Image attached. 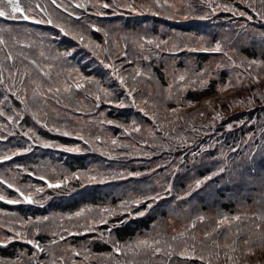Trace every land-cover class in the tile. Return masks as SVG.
Instances as JSON below:
<instances>
[{"label": "snow or ice", "instance_id": "snow-or-ice-1", "mask_svg": "<svg viewBox=\"0 0 264 264\" xmlns=\"http://www.w3.org/2000/svg\"><path fill=\"white\" fill-rule=\"evenodd\" d=\"M238 4L243 5V9ZM50 5L40 3L39 0H0V18L16 22V26L0 25V87L5 93L3 100H0V117H4L12 125V128L7 129V136H0V140L15 136L14 129L24 120L25 115H30L34 124L47 132L79 143L49 140L39 135L34 127L29 128L21 131L20 135L31 143L26 147L4 152L0 155V163L31 153L37 147L69 154L99 153L108 160L139 156L150 158L155 155V152L143 151L145 147L169 152L188 148L195 158L199 153L191 147L192 144L197 135H208L215 130L217 122L225 119V104L229 110L236 107L251 108L257 99L264 104V88L260 87L264 82V59L241 56L235 46L241 31H246L249 27L248 24L239 23V18L246 21H253L255 18L264 22V0H199L202 8L193 0H147L144 3H137V0H50ZM89 8L93 10L90 13ZM77 9L81 11L77 12ZM105 9H111L112 15L117 16L123 15L121 9H125L128 13H147L177 22L189 19L209 20L224 12L235 18L233 23L237 28L226 31L218 39L215 36L209 39L205 35L184 33L169 35L167 38L147 33H114L84 16L88 13L104 17L108 15ZM21 22L50 26L57 29L59 35L34 31L22 26ZM90 32L101 33L103 42L93 39ZM61 36L76 41L104 67L111 68L112 76L124 89L127 99H112L115 95L113 89L104 87L94 76L84 75L77 67L67 66L70 64L68 58L73 57L77 51L75 47L65 51L57 49L53 54L51 42ZM260 37L264 40V33H260ZM129 45L136 55L129 56ZM181 52L218 54L219 58L214 56L215 62L199 67L194 64L195 57H188L183 69L173 67L171 73L166 71V76H171L166 87L160 84L150 68L145 71L139 63L127 74L120 71L124 63L133 64L138 59L148 61L152 56L161 58L162 53L175 58ZM114 56L124 58L120 65L115 64ZM237 69L242 71H234ZM225 71L230 75L226 82L216 84L219 96L205 100L203 108L190 114V118L185 117L182 114L185 108H195L198 101L185 100L184 93L189 89L203 91L209 88L213 81L220 80L221 73ZM145 81H154L158 100L150 101L141 96L138 102L134 94L139 91V84ZM230 90H244L246 95L243 98L225 96ZM78 93L92 98V107L95 109H99L102 104L113 105L118 109L131 107L152 123L146 126L135 119L129 124L100 119L85 121L80 127L71 126L61 119L68 115L66 112L62 113L61 108L81 112L79 105L84 101ZM9 94L23 105V108H16L9 103L7 108L11 109V114L5 107ZM148 95L151 96L152 92L149 91ZM73 101L78 105L75 108L72 106ZM169 101L174 102L175 107H164ZM99 115L103 117L104 113L100 112ZM75 119L79 121V117ZM93 123L119 128L122 130L121 135L132 137L134 143H125L119 136L94 133L91 128L86 130V126ZM225 127L231 131L232 124ZM5 129L6 125L0 124V132ZM103 131L101 127L100 132ZM259 131V144L255 143V134L251 133L248 140L243 142L246 152L240 144L229 149L230 153L244 152L242 157H229L222 151V164L215 167L209 175L196 179L194 187L190 185L189 190L177 199H186L192 191L201 188L215 176L228 174L230 178L233 175L243 177V172L238 170L252 163L256 155L253 147L264 155V127H260ZM197 148L203 151L202 145H197ZM15 167L18 169L15 175L8 179L0 176V185L11 189L15 196H9L0 190V202L41 208L55 197L71 195L78 187L104 185L145 175L140 171H127L126 165L122 166L125 170L116 171L98 167L72 171L49 163L37 165L35 171L21 165ZM150 171L155 172L156 168ZM21 173L42 183H20ZM260 182L264 185V176L260 177ZM172 190V184L168 183L163 193L134 195L129 192L115 206L84 204L75 211L51 212L26 218L13 211L0 210V229L4 230L0 232V249L8 248L14 241H20L32 249L30 254L25 250L19 251L15 258L0 257V264H264V207L254 212L239 211L233 215L217 213L215 217L198 213L180 230L173 225L171 233L168 227L172 224L171 218L168 221L158 220L151 225L150 230L138 232L126 240L115 237L114 229L148 215L150 210H154V204L165 199V193L171 194ZM261 203L264 204V200ZM141 205L144 207L141 208ZM114 217L120 219L114 220ZM206 221L209 222V227L205 228L198 239L195 231L197 224L204 225ZM102 225L108 227L102 230ZM42 232L53 238L47 243H41L37 237ZM90 233H95L91 240H87L79 248L65 244L62 246V254L57 255L56 246L61 241L67 240V237L87 236ZM94 240L109 245L111 251L93 252L91 244Z\"/></svg>", "mask_w": 264, "mask_h": 264}, {"label": "trees", "instance_id": "trees-1", "mask_svg": "<svg viewBox=\"0 0 264 264\" xmlns=\"http://www.w3.org/2000/svg\"><path fill=\"white\" fill-rule=\"evenodd\" d=\"M39 2L48 3L50 5V0H39ZM144 2H147V0H137V3ZM193 2L197 4L198 7L202 8V6L199 5V0H193ZM224 2H227V0H224ZM237 6L243 9V5L238 4ZM76 11L80 12L81 10L77 9ZM91 11L93 10L89 8V13ZM104 11L108 13V15L104 17H96L88 13H85L84 16L88 20L98 23L114 33L119 32L121 34L147 33L148 35L167 38L169 35L184 33L195 36L205 35L209 39L215 36L218 39L226 31L237 28V25L233 23L235 18H233L230 13L224 12L218 13L216 17L209 20L189 19L187 21L180 20L177 22L164 19L163 17H154L147 13H145V15H136L134 13H128L125 9H121L123 15L118 16L112 15L111 9H105ZM239 23L248 24L249 26L246 31H241L240 36L237 38L238 42L235 46L239 49L240 55L249 59H264V40L260 37V33H264V22L255 18L253 21H246L244 18H239ZM3 24L16 26V22L5 21L0 18V25ZM22 26L29 27L37 32L59 35L57 29H53L47 25H34V28H32L33 25L23 22ZM89 34L97 42H103V35L101 33L90 32ZM51 43L53 45V54L57 49L59 51H65L75 47L77 51L73 54V57L68 58L70 64L67 66L77 67L84 75L94 76L104 87L113 89L115 95L112 99H127L124 89L120 86L115 77L112 76V69L104 67V65L101 64L96 57L92 56L87 49L81 48L76 41L71 40L69 37L61 36L58 40L52 41ZM133 55L136 54L133 53L132 46L129 45V56ZM214 56L219 58L218 54H192L186 52H181L177 57L173 58L167 53H162L161 58L152 56L148 61L138 59L135 60L133 64L124 63L120 71L127 74V72L131 71L136 66V63H139L145 71H148L150 68L152 74L159 79L160 84L166 87L171 79V76L165 77L166 71L171 72L173 67L176 69H183L187 64L188 57H195L194 64L199 67H204L210 62H215ZM123 59L122 56L120 58L113 57V61L116 65H120ZM237 71L242 70L237 69ZM228 76L227 71L222 72L220 80L213 81L209 88L203 91H193L191 89L186 91L184 93V99L195 100L198 101V103L195 108H185L182 114L190 118V114L195 113L197 109L203 108V102L205 100L216 99L219 96V93L216 91V84L226 82ZM260 87L264 88V82L261 83ZM149 91L152 92L151 96L148 95ZM242 92L246 93L244 90H230L224 95H235L239 98H243L245 94H242ZM155 93L156 85L154 81H145V83L139 84V91L134 95L137 96L138 102L141 96L150 101L158 100L159 97H157ZM4 95L3 88L0 87V100H3ZM78 95L84 101L82 105H79L82 109L81 112L61 108L62 113L66 112L68 114L67 116H62L61 119L67 121L71 126L80 127L84 125L85 121H98L100 119H111L124 124H129L135 119L138 123H142L146 126L152 123L135 108L126 107L118 109L113 105L102 104L99 109H95L92 107L94 104L92 98L84 97L82 93H78ZM8 103H11L13 107L23 108L19 100L10 94L9 100L5 101L6 110L10 109L7 108ZM72 106L73 108L78 106L76 101L72 102ZM164 107H175V104L169 101ZM162 111L163 108H161V112ZM227 111H229V109L227 108V104H225V119L216 123L214 131L209 132L208 135H197L195 143L191 146L199 153L195 158L192 157L191 151L188 148L181 150L173 149L169 152L163 149L145 147L143 151L155 152V155H152L150 158L139 156L121 160H108L107 157H102L99 153L93 152L69 154L52 149L34 148L33 152L22 156H16L12 162L4 166L11 169L10 173L15 175L18 171L15 167L16 165L28 167L33 171L36 170L37 165L43 163H49L58 167H66L72 171L86 169L88 167H97V164L98 168L102 170L116 171L125 170L122 166L126 165L127 171H140L145 173V175L140 177H129L126 180L113 181L104 185H89L85 188L78 187L77 191L69 196L55 197L53 200L48 201L43 208L36 207L35 205L10 206L0 202V210L13 211L19 216L26 218L27 216L47 215L51 212L75 211L84 204H106L107 200L115 202L111 204L115 206L122 198L127 197L129 192H134L138 195L141 193H163L166 185L171 183L173 189L172 193H165L166 198L154 204V210H150L148 215L131 220L127 224H123L119 228L113 230L115 237L121 240L133 237L138 232L143 233L144 231L150 230L151 225L158 220L166 221L168 218H174V222L168 226L169 232L171 233V227L173 225L180 230L198 213L209 217H215L217 213L233 215L239 211H258L264 207V204L261 203L262 200H264V185L260 182V177L264 176V155H261L255 147H253V151L256 152V155L252 163L246 166V168L238 170L243 172V177L240 175H233L230 178L228 174L215 176L211 181L202 185L201 188L192 191V194L186 199H177L179 195H183L189 190L190 185L194 187L196 179L209 175L215 167L222 164V151L228 154L229 157L236 155L242 157L244 152H240L239 154L230 153L229 149L235 144H240L241 148L246 152L247 148L243 142L248 140L249 134L251 133L255 134V143H260L259 129L260 127H264V104L257 99L255 105L251 108L245 107L237 111L232 109L230 110L231 112ZM100 112L104 113L103 117L99 115ZM9 114H11V109ZM209 115H211V113H209ZM75 117H79V121H77ZM240 121L244 123L241 124L239 123ZM227 124H232L231 131H228L225 127ZM197 126H199L198 118ZM33 127L39 135L46 139L68 144L79 143L71 138L61 137L55 133L47 132L39 125H35L30 115H25L24 120L20 121V125L14 129L16 132L15 136L10 137L7 142L2 143L3 140H0V145H4V147L0 146V154L4 153V148L16 149L19 147H26L28 143H31L26 137L21 136L20 133L21 131H27L29 128ZM101 127L104 129L103 132H100ZM88 128H91L94 133L119 136L120 140L125 143H134L132 137L121 135V129L108 124L101 126L93 123L88 124L86 130ZM189 135L193 134L189 133ZM0 136H7V130L0 132ZM197 145H202L203 151L197 148ZM209 145H211V147H209ZM181 160H183V163H181ZM2 166L3 165H0V172ZM152 168H156V171L151 172L150 170ZM253 177H255V179H253ZM19 182L42 183L24 173L20 174ZM131 182L135 183L132 187L130 185ZM0 190H5V194L9 196H15V193L5 188L3 185H0ZM143 207L144 205H141V208ZM113 219L119 220L120 217H114ZM212 223H214V221H212ZM107 227V225H102L101 229L103 230ZM206 227H209L208 221H206L204 225L197 224V229L195 231L198 239ZM0 232H4V230L0 229ZM43 233L45 235V243L53 238L50 234ZM7 234L10 235V233ZM94 235L95 233H90L82 237H67V240L61 241L60 244L56 246L57 255L62 254L63 245L67 244L79 248L81 245L85 244L87 240H91ZM91 248L93 252L97 253L111 251L109 245L101 243L99 240H94L91 244ZM21 250L28 251L29 254L32 251L30 246L18 242L11 244L9 249H0V257L15 258V255ZM67 255H70V253ZM76 259H79V257Z\"/></svg>", "mask_w": 264, "mask_h": 264}, {"label": "rangeland", "instance_id": "rangeland-1", "mask_svg": "<svg viewBox=\"0 0 264 264\" xmlns=\"http://www.w3.org/2000/svg\"><path fill=\"white\" fill-rule=\"evenodd\" d=\"M234 71H237V70H234ZM168 73H171V72H168ZM227 74L228 75H230V73H228L227 72ZM168 76H170V75H167L166 76V74H165V77H168ZM242 94H245L246 95V93H244V92H242ZM9 104V103H8ZM242 108H245V107H236V108H234V109H232V110H234V111H237V110H240V109H242ZM227 112H231L230 110L229 111H227ZM0 124H2L1 122H0ZM148 124V123H147ZM0 146H2V147H4V145L2 144V145H0ZM5 149V151L4 152H6V151H10V150H13V148L12 149H8V148H4ZM3 154V153H2ZM2 154H0V155H2ZM97 167H98V164H97ZM6 169V170H5ZM0 174H1V176H5V178L6 179H8V178H10V176H12L13 174L12 173H10L9 172V168H7V167H5L4 165L1 167V172H0ZM135 183H133V182H131V187L134 185ZM126 187H127V185H126ZM4 192H6L5 190H4ZM134 195H138L137 193H134V192H132ZM129 194V193H128ZM115 202H110V201H108L107 200V203L106 204H114ZM170 218H168L166 221H168ZM171 220H172V223L174 222V218H171Z\"/></svg>", "mask_w": 264, "mask_h": 264}]
</instances>
